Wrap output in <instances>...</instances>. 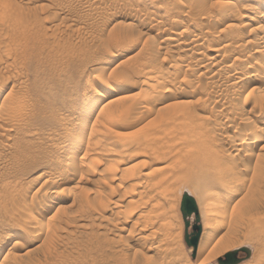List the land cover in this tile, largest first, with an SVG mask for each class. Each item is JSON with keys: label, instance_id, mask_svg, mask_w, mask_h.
I'll list each match as a JSON object with an SVG mask.
<instances>
[{"label": "rangeland", "instance_id": "rangeland-1", "mask_svg": "<svg viewBox=\"0 0 264 264\" xmlns=\"http://www.w3.org/2000/svg\"><path fill=\"white\" fill-rule=\"evenodd\" d=\"M223 1L0 0V264H218L232 248L206 255L197 244L193 253L184 238V191L196 200L201 232L211 227L200 181L172 178L167 199L155 185L193 133L210 136V151L229 150L218 191L232 197L219 209L224 228L215 239L230 234L234 246L249 247L240 264L263 262L264 243L244 225L252 215L255 233L264 231V55L255 52L264 0ZM256 21L263 29L248 35ZM19 109L25 114L12 113ZM249 131L263 138L248 143ZM231 205L247 215L232 217ZM160 222L171 224L166 235Z\"/></svg>", "mask_w": 264, "mask_h": 264}, {"label": "bare ground", "instance_id": "bare-ground-1", "mask_svg": "<svg viewBox=\"0 0 264 264\" xmlns=\"http://www.w3.org/2000/svg\"><path fill=\"white\" fill-rule=\"evenodd\" d=\"M229 1H223L222 2V5L224 6H228V4H230V2L228 3ZM252 5V4H251ZM250 5V6H251ZM221 6V5H220ZM253 6V5H252ZM251 6V7H252ZM222 7V6H221ZM249 6H247V8H248ZM141 9V8H140ZM139 12L141 11V10H138ZM138 12V13H139ZM259 12V11H258ZM141 13V12H140ZM262 14V13H261ZM264 14V13H263ZM257 16V15H256ZM259 17V16H258ZM17 18H19V17H17ZM261 18H262V16H261ZM264 18V17H263ZM16 19V18H15ZM20 19V18H19ZM16 20V23H18V21H21V20ZM34 21H36V19L34 18ZM26 22V21H25ZM258 22L259 21H256V25L254 24V25H252V26H250L249 27V29L247 30V34L248 35H256L257 33H259V30L261 29V26H263V25H259L258 24ZM231 24H232V22H231ZM230 24V25H231ZM234 24V23H233ZM262 24V23H261ZM263 24H264V22H263ZM229 25V23H228V26H230ZM232 26H234V25H232ZM263 29V28H262ZM261 29V30H262ZM264 30V29H263ZM260 32H262V31H260ZM246 34V35H247ZM245 35V36H246ZM259 35V34H258ZM262 35V34H261ZM197 36H198V34H197ZM257 36V35H256ZM260 36V35H259ZM241 37V36H240ZM166 38V40L168 39V37H165ZM164 38V39H165ZM170 39H168V40H173V39H171V37H169ZM252 38L250 37V40H251ZM253 39H254V37H253ZM167 40V41H168ZM241 40V39H240ZM256 40V39H255ZM248 41V40H247ZM252 41V40H251ZM254 41V40H253ZM164 42V41H163ZM258 42V43H257ZM193 43H194V41H193ZM250 43V42H249ZM256 47H257V49H256V53H260L261 55L263 54L264 55V37H260L258 40H256ZM254 43V44H255ZM195 44L196 45H199V44H197L196 42H195ZM195 44H191L192 45V47H193V45H195ZM245 44H247L248 45V43H246L245 42ZM258 44V45H257ZM195 45V46H196ZM242 45V44H241ZM186 46V45H185ZM249 46H250V44H249ZM248 46V47H249ZM252 46V45H251ZM21 47H24V46H21ZM27 47V46H26ZM188 47H190V46H188ZM191 47V48H192ZM245 47V46H244ZM253 47V46H252ZM197 48H199V46L198 47H196V49ZM220 47H218V49H219ZM22 49V48H21ZM20 49V50H21ZM183 49V48H182ZM189 49V48H188ZM213 49V48H212ZM212 49H210V50H212ZM215 49V51H217V53L218 52H220L221 51V49H219V51L218 50H216V48H214ZM23 50V49H22ZM191 51H192V49H190ZM194 50V49H193ZM198 50V49H197ZM196 51V50H195ZM2 52V51H1ZM22 53L24 52V50L23 51H21ZM27 52H28V49H27ZM201 51H199L198 50V52L197 53H200ZM4 53V52H3ZM5 54V53H4ZM6 54H8V55H10L11 56V54H9L8 52H6ZM203 55H204V53H203ZM217 55V54H216ZM216 55H212L210 58L212 59L214 56H216ZM220 55V54H219ZM259 55V54H258ZM260 55V56H261ZM7 58H9L7 55H5ZM208 56V55H207ZM217 57V56H216ZM206 58H208V57H206ZM2 59V58H1ZM1 59H0V61H1ZM211 59H210V61H211ZM215 59V58H214ZM213 59V60H214ZM262 59H263V56H262ZM3 60V59H2ZM6 61V60H5ZM215 61V60H214ZM207 62V61H206ZM217 62H218V60H217ZM6 63V65H4V67L5 68H7L8 66V64H7V61L5 62ZM4 63V64H5ZM8 63H9V61H8ZM14 63V62H13ZM204 63H205V61H204ZM212 63V62H211ZM214 63V62H213ZM212 63V64H213ZM216 63V62H215ZM11 64V63H10ZM207 63H205L204 64V67H205V65H206ZM209 64V63H208ZM201 65H203L202 63H201ZM213 65H218L217 63L216 64H213ZM212 65V66H213ZM263 65V64H262ZM14 66H16L17 67V65L15 64ZM13 66V67H14ZM207 67H208V65H206ZM253 66H255L256 68L253 70L254 72H252L251 73V78H252V80L254 79V77H255V75H256V70H258V68H262L261 67V64L259 63V62H256ZM10 67V66H9ZM11 67H12V65H11ZM203 67V68H204ZM163 68V67H162ZM166 68V67H165ZM208 69V68H207ZM220 69H221V67H220ZM98 70V69H97ZM99 71V70H98ZM163 70L161 69V67L158 69V71H157V75H159V74H161V75H159L158 77H162L163 75L165 76V73H167V72H165V69H164V72L165 73H163L162 72ZM206 71V70H205ZM237 72H239V71H237ZM95 73V72H94ZM102 73V72H101ZM236 73V72H235ZM100 72L97 74V72H96V74H93V75H91V80L92 81H96L97 82V80H99L100 79ZM163 74V75H162ZM238 74V73H237ZM155 75H156V73H155ZM156 75V76H157ZM239 75V74H238ZM240 75L242 76V73H240ZM102 76V75H101ZM163 76V77H164ZM241 76H235L236 78H238L239 79V77H241ZM249 76V77H250ZM146 77V76H145ZM150 77H152V76H150ZM149 77V78H150ZM234 77V78H235ZM153 78V77H152ZM89 79V78H88ZM102 79V78H101ZM121 79V78H120ZM147 79V78H146ZM236 80V79H235ZM91 81V82H92ZM93 82V83H94ZM124 82V81H123ZM239 82V81H238ZM97 84V83H96ZM120 84V83H119ZM124 84V83H123ZM155 84L156 83H154V86H155ZM159 84V83H158ZM263 84V83H262ZM264 85V84H263ZM94 86V85H93ZM256 86H254V90L257 88H255ZM156 88V87H155ZM159 88V87H158ZM154 89V88H153ZM157 89V88H156ZM253 89V88H252ZM259 89V88H258ZM96 90V89H95ZM116 90H118V89H114V91H116ZM98 91V90H97ZM110 91V90H109ZM171 91V90H170ZM94 92V91H93ZM95 93V92H94ZM97 93V92H96ZM171 93H173V92H170V94ZM175 93V92H174ZM12 94V96H15V97H17L16 95H14V93H11ZM100 94V93H99ZM169 94V95H170ZM94 95V94H93ZM101 95H103V93H101ZM172 95V94H171ZM11 96V97H12ZM104 96V95H103ZM102 96V97H103ZM10 97V98H11ZM95 97V96H94ZM99 98V97H98ZM17 99V98H16ZM12 100H15V99H12ZM19 100V99H18ZM18 100H16L17 102H18ZM22 100V99H21ZM20 100V101H21ZM16 101L14 102V105L16 106L17 104H15L16 103ZM23 101V100H22ZM26 102V101H25ZM9 103H11V102H9ZM22 105H27V104H23V103H21ZM10 105V104H9ZM19 105V104H18ZM12 106V105H11ZM11 106H8V108H7V112H10V111H8V109H10V107ZM14 106V107H15ZM21 108H22V106L21 105H19ZM24 106V107H25ZM28 106V105H27ZM14 107L12 106V108L11 109H13L14 110ZM19 107V108H20ZM20 108V109H21ZM26 108V107H25ZM144 108H147V106L146 107H144ZM143 108V109H144ZM17 109H18V106H17ZM20 109L19 110H17V111H20ZM105 109V108H104ZM142 109V110H143ZM15 110H16V108H15ZM25 110V109H24ZM23 110V111H24ZM3 111V110H2ZM12 111V110H11ZM23 111H20V112H12V113H14V115H17L18 114V116L21 114V112H23ZM4 112V111H3ZM17 113V114H16ZM20 113V114H19ZM23 114V113H22ZM24 114H25V111H24ZM23 114V115H24ZM28 114V113H27ZM26 114V115H27ZM13 114H11V115H8V116H14ZM23 115H21V116H23ZM1 116V115H0ZM2 116H4V115H2ZM17 116V117H18ZM25 116V115H24ZM5 117H7V114L5 115ZM10 117H8V118H10ZM28 117V116H27ZM2 118V117H1ZM14 119L16 118V116H14L13 117ZM3 119V118H2ZM6 119V118H5ZM11 119V118H10ZM10 119H6V121L7 120H10ZM17 119V118H16ZM26 119H28V118H26ZM12 120V119H11ZM10 120V121H11ZM20 120H23V119H20ZM29 120V119H28ZM5 121V122H6ZM13 121H15V120H13ZM26 121V120H25ZM14 123V122H13ZM103 123H104V128H106V127H108L109 126V124L111 123V120L110 119H106V120H104L103 121ZM4 124V122L1 124V125H3ZM17 124V123H16ZM15 124V125H16ZM22 124V123H21ZM14 125V126H15ZM98 131V130H97ZM105 132H106V130H104ZM95 131H93V132H91V133H94ZM100 132V131H99ZM100 133H102V132H100ZM99 133V134H100ZM200 135H197V133H193L192 135H189V136H187L186 138H187V140L189 139V141H187L186 140V142H184V145L181 147V148H178L176 151H174V152H176V153H173V156H174V154H177V156L175 155V157H173L174 159H171V162H173V169L174 170H171L170 172H169V174L167 175V176H165V175H163L162 177H159L160 179H158V181L156 180V182H155V185H156V187H157V185H158V187H160V194L162 193V195H161V198H162V196H164L163 198H165L166 196L163 194V192L166 194H168V192H169V189H170V185H171V182H170V180L172 179V178H177V177H181V178H193L194 180H197V182L198 181H200V185L198 186V191H199V194H200V197H199V202H201L202 204L201 205H203V208H202V212H201V214H203V216H204V218H205V220H207V221H211V222H204L207 226L209 225V227H210V229H208L207 231H203L202 230V232L200 233V239H198L199 240V243H197L198 244V248L200 247L201 248V251L202 252H205L206 253V255H208V254H211V253H213V252H215V251H223V250H226V249H229V248H232L231 250H228V251H232V250H235V249H238V248H240V247H237V246H234V241H233V238L231 237V236H229L230 234H227V236L225 235V236H221L219 239H215L216 237H218L217 236V234H219L218 232L220 231V229L222 228L221 226V224H219L218 222V220H219V218H218V216H221V214L222 213H219V211L221 210V207L223 208H229V204H228V200H230V198L232 197V195H230L231 193H228L229 191H225V194H220L219 193V188H221V186H222V183H224V179L222 178V176H223V173L225 172V170H226V168H225V166L223 165L224 164V158H225V155L227 156L228 154H226L225 153V151H229V150H225L224 148V150L225 151H223L222 149V151H210V147L212 146V144H211V140H210V136L209 135H205V133H199ZM93 135V134H92ZM106 136V135H105ZM262 135H260V133L259 134H255V133H253L252 131H249V132H246L245 134H244V137H243V139H245V140H247V141H249L248 143H250V142H252V140L253 141H255V140H257V141H260L262 138H263V136L261 137ZM99 139V138H98ZM255 139V140H254ZM102 140V139H101ZM145 140V142H147V141H149V139H144ZM96 142H98V141H96ZM99 143V142H98ZM155 143H156V140H155ZM95 145L97 144V143H94ZM93 144V145H94ZM100 144V143H99ZM94 145V146H95ZM232 145V144H231ZM93 146V147H94ZM254 146V145H253ZM89 147V146H88ZM227 147V146H226ZM251 147V146H250ZM228 149V148H227ZM230 149V148H229ZM253 149V148H252ZM251 149V150H252ZM250 151V150H249ZM251 152V151H250ZM250 152H248V149H247V152L245 151V152H243V155L245 154H251ZM242 154V153H241ZM94 157V156H93ZM70 158H72V159H70V160H73L74 158H73V156L72 157H70ZM98 158V157H97ZM93 159V158H92ZM95 159V160H94ZM93 160L94 161H97L98 159H99V161H100V158H98V159H96V157L94 158ZM143 163L142 164H146V163H148V161L146 160V158L145 159H143ZM142 162V161H141ZM150 162H152V161H150ZM170 162V164H172ZM228 162V161H227ZM69 163V162H68ZM73 164L75 163V162H72ZM71 163V164H72ZM97 163L99 164V162L97 161ZM71 164L69 163V165L71 166ZM72 164V165H73ZM149 164V163H148ZM74 166H76V165H74ZM145 166H147V165H145ZM72 167V166H71ZM77 167V166H76ZM67 168H68V166H67ZM73 168V167H72ZM75 168V167H74ZM154 169V168H153ZM152 169V170H153ZM75 170H78L77 168L75 169ZM74 170V171H75ZM151 170V172L149 171V174H145L146 175V177L148 176V175H150L151 173H153L154 171H152ZM70 171H71V169H70ZM75 173V172H74ZM74 173H73V175H74ZM145 173V172H144ZM155 174V173H154ZM125 175V174H124ZM145 175H143V176H145ZM152 175V174H151ZM123 177V176H122ZM126 177H127V175H126ZM237 176L236 175H230V180H229V184H231V187L232 186H234V184L232 183L233 182V178H236ZM50 178V177H49ZM57 179V178H56ZM52 180V179H51ZM214 180H216V182H214ZM235 180H237V178L235 179ZM53 181V180H52ZM52 181H51V183H52ZM56 181L57 180H55V181H53V182H55L56 183ZM175 181V180H174ZM50 183V184H51ZM152 183V187H153V182H151ZM150 183V184H151ZM49 184V185H50ZM51 186V185H50ZM52 186H54V185H52ZM51 186V187H52ZM223 186H225V185H223ZM235 186H236V184H235ZM155 187V186H154ZM155 187V188H156ZM92 190H94V189H92ZM96 190V189H95ZM95 190H94V193H95ZM162 190V191H161ZM229 190V189H228ZM97 191V190H96ZM93 192V191H92ZM98 192V191H97ZM188 193H189V191H187ZM155 193V192H154ZM158 193V192H157ZM159 194V193H158ZM190 195H191V193H189ZM159 195H157V197H158ZM224 196V197H223ZM168 197V196H167ZM167 197H166V199H167ZM156 198V197H155ZM162 198V199H163ZM223 198H225V200H223ZM234 199V198H233ZM46 200V199H45ZM157 200V199H156ZM44 201V200H43ZM47 201V200H46ZM158 201H161L162 202V200L160 199V200H158ZM165 201V200H164ZM169 201V200H168ZM196 201V200H195ZM232 201V200H231ZM54 202V201H53ZM166 202H167V200H166ZM52 202H46V203H43L44 204V206L42 207L44 210L43 211H47V210H49L51 207H52V204H51ZM158 203H159V205L160 206H162L161 204H160V202H157V203H153V206H156V204L158 205ZM164 202H162V204H163ZM166 204V203H165ZM158 205V207L160 208V206ZM170 205V204H169ZM197 205V204H196ZM228 205V206H227ZM163 206H164V204H163ZM157 207V206H156ZM157 207V209H159ZM165 207V206H164ZM231 207H232V211H231ZM231 207H230V213L232 212V214H231V216L232 217H235V206H232L231 205ZM223 208V209H224ZM226 208H225V210L224 211H226ZM162 209V208H161ZM170 208H168L167 209V211L169 210ZM220 209V210H219ZM222 209V210H223ZM163 210H165V208H163ZM222 210H221V212H222ZM246 211L248 210V209H245ZM156 211H158V210H156ZM223 211V212H224ZM227 211H228V209H227ZM160 212H162V211H160ZM166 212V210L165 211H163V213H159L160 215L161 214H163V215H165L166 216V214H164ZM167 213V212H166ZM218 213H219V215H218ZM229 213V214H230ZM236 213H241V215L242 214H246L247 215V213L245 212V211H240L239 212V210L238 211H236ZM224 214H226L225 212H224ZM223 214V215H224ZM163 215H161V216H159L158 214H157V216L155 215V217L156 218H158V216L159 217H162ZM32 215L30 214V217H31ZM252 216V215H251ZM251 216L249 217L248 215H247V222H246V225H244V226H246L247 227V235L248 236H253V235H255V237L257 238L256 240H257V242L258 243H261V245H262V243H264V239L262 238V240H263V242H262V240H260V235L262 234L263 236H264V231L261 233V234H256L255 233V231H257L258 230V228L255 226V224L258 222V219H254V218H251ZM166 217H168V216H166ZM164 218V217H162V218H164V219H167V218ZM223 218H224V216H222ZM244 217V216H243ZM33 218H36V217H34L33 216ZM162 218H158V219H162ZM191 218V217H190ZM237 218V217H236ZM236 218H234V219H236ZM126 219V218H125ZM30 220H33V222H35V223H37V221H34V219H30ZM200 220V219H199ZM126 221V220H125ZM150 221V220H149ZM161 222H162V220H160ZM166 221L167 220H165V223H166ZM160 222V223H161ZM164 222V221H163ZM123 223H126V222H124L123 221ZM148 223V222H147ZM163 224V223H161V224H158V226H159V232L160 231H164V230H162V228L164 227V229H165V225L166 224ZM168 223H169V221H168ZM191 223V222H190ZM34 224V223H33ZM151 225H153L154 223H150ZM224 224V223H223ZM32 225V224H31ZM35 225V224H34ZM34 225L32 226V227H34ZM145 225V224H144ZM171 224H169L167 227H166V229H165V231H167V229H169ZM157 226V227H158ZM224 226V225H223ZM32 227H30L29 226V230H30V228H32ZM169 227V228H168ZM203 227H206L205 225L203 226ZM245 227V228H246ZM48 228V227H47ZM64 228V227H63ZM62 228V231H61V234L60 235H62V236H68L71 232H70V230L68 229V228H64L63 229ZM144 228V227H143ZM224 228V227H223ZM222 228V229H223ZM46 229V228H45ZM201 229H202V226H201ZM47 230V229H46ZM142 230V229H141ZM157 230V229H156ZM229 230V229H228ZM228 230H227V232H228ZM231 230V229H230ZM42 231V230H41ZM40 231V232H41ZM48 231V230H47ZM51 231H53L52 229H51ZM163 232L165 235H166V232ZM232 231V230H231ZM49 232V231H48ZM54 232V231H53ZM168 232H170V231H167V233ZM34 233H37V232H34ZM163 233H162V240H163V238H164V235H163ZM231 233V232H230ZM47 234V233H46ZM153 234V233H152ZM159 234V233H158ZM220 235V234H219ZM50 236V235H49ZM61 236V237H62ZM232 236H234V235H232ZM161 239V238H160ZM159 239V240H160ZM164 240H165V238H164ZM166 242H168V241H166ZM241 242V241H240ZM256 242V241H255ZM161 243H162V241H161ZM161 243H159L158 242V244L159 245H161ZM167 245V244H166ZM260 245V244H259ZM263 246V245H262ZM192 247V246H191ZM197 247V246H196ZM150 248V247H149ZM160 248V247H159ZM162 248V247H161ZM264 248V247H263ZM50 249H52L51 247H50ZM53 250V249H52ZM193 250H194V248H193ZM262 250V249H261ZM50 251V250H49ZM201 251H198L199 252V254H202L201 253ZM228 251H226V252H228ZM260 251V250H259ZM261 252V251H260ZM48 253H50V252H48ZM198 254V253H197ZM263 254H264V252H263ZM262 254V255H263ZM203 256L204 257H202V259L203 258H205L206 256L204 255V253H203ZM208 257V256H207ZM257 257H259L258 256V254H257V256L254 258V260H257V259H259V258H257ZM261 257V256H260ZM261 259V258H260ZM264 255L262 256V263H260L261 262V260H259V262L258 263H260V264H264ZM202 262H204L203 260H201ZM255 263V262H254ZM206 264H207V262H206ZM240 264V263H239Z\"/></svg>", "mask_w": 264, "mask_h": 264}, {"label": "water", "instance_id": "water-1", "mask_svg": "<svg viewBox=\"0 0 264 264\" xmlns=\"http://www.w3.org/2000/svg\"><path fill=\"white\" fill-rule=\"evenodd\" d=\"M180 210L182 213V217L185 224V241L188 246H192L194 248L193 253L196 251V246L198 243V239L201 233V226L199 224V212L198 207L196 205V201L192 195H190L187 191H184L181 197ZM193 216L192 222V235L189 237L188 227L190 225V217ZM243 252L244 256H239V252ZM251 250L249 247H240L238 249L226 252L222 257L217 259L218 264H237L242 260L248 258L250 256Z\"/></svg>", "mask_w": 264, "mask_h": 264}]
</instances>
